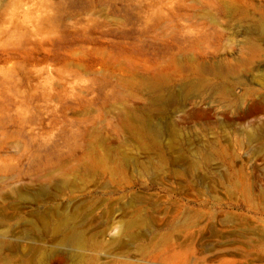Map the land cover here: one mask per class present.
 <instances>
[{"label": "rangeland", "instance_id": "374dc122", "mask_svg": "<svg viewBox=\"0 0 264 264\" xmlns=\"http://www.w3.org/2000/svg\"><path fill=\"white\" fill-rule=\"evenodd\" d=\"M0 264H264V0H0Z\"/></svg>", "mask_w": 264, "mask_h": 264}, {"label": "bare ground", "instance_id": "6f19581e", "mask_svg": "<svg viewBox=\"0 0 264 264\" xmlns=\"http://www.w3.org/2000/svg\"><path fill=\"white\" fill-rule=\"evenodd\" d=\"M221 65V63H219ZM125 120L129 127L132 129L134 134L141 136V134L147 135L153 141V145L158 146L161 142L163 132L158 127L154 126L152 122L143 115H140L136 111H129ZM254 133L251 134V137ZM254 137V136H253ZM127 233L126 227H122L117 236H124ZM79 235L74 230H69L63 233L62 243L64 245H74L80 247L82 242L80 241Z\"/></svg>", "mask_w": 264, "mask_h": 264}]
</instances>
